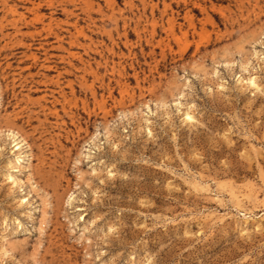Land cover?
<instances>
[{
  "label": "rangeland",
  "instance_id": "374dc122",
  "mask_svg": "<svg viewBox=\"0 0 264 264\" xmlns=\"http://www.w3.org/2000/svg\"><path fill=\"white\" fill-rule=\"evenodd\" d=\"M36 1L63 49L0 0V264H264V0Z\"/></svg>",
  "mask_w": 264,
  "mask_h": 264
},
{
  "label": "bare ground",
  "instance_id": "6f19581e",
  "mask_svg": "<svg viewBox=\"0 0 264 264\" xmlns=\"http://www.w3.org/2000/svg\"><path fill=\"white\" fill-rule=\"evenodd\" d=\"M23 5L27 4V5H30V7L28 8H25V10L27 12L30 13V15H32L30 18L29 16H26L24 13L20 14L17 12V8L16 6H10L9 7V11L10 13L13 15V16H16V19L15 21L13 22V27L15 29V34L16 36H19L21 37V39L23 40L24 37H29L31 39H34L35 36H37V28L35 29V24H37V21H39L41 24H42V29L44 32H47V34H52V38L56 41V43H58V50L60 49H63L62 47V44H63V39L60 38L59 34L60 32H55L53 30V20L49 19V22L47 24L44 23V20H43V16H37V1L36 0H19ZM52 1V0H51ZM50 1V3H51ZM87 2V1H86ZM49 3V2H47ZM88 5V4H87ZM49 7V6H48ZM92 9V8H91ZM88 10V9H87ZM97 12V11H96ZM73 14V12H71V15ZM70 15V13H69ZM87 15V14H86ZM45 17V16H44ZM77 17V16H76ZM89 19H91V15L88 14V17ZM66 26H69V27H72L73 30H74V33H71L69 29H66L65 32L66 34L68 33V46H69V49H71L73 46L75 45H79L80 44V40H79V37L80 35L83 36V38H86V36L83 35V29L81 28H78L77 27V24L74 22V24H70L69 22H66L65 23ZM171 25V24H170ZM30 27H32L34 30V32H23V29L22 28H25V29H29ZM60 31V30H59ZM172 31V30H171ZM14 35V34H13ZM66 36V35H65ZM81 36V37H82ZM11 37V36H10ZM13 39V38H12ZM22 40L20 42H22ZM48 40V39H47ZM46 43V42H45ZM65 43V42H64ZM43 44V43H42ZM30 46V45H29ZM42 48V47H41ZM56 48V47H55ZM30 49V48H29ZM28 50V49H26ZM46 50V49H45ZM57 50V49H56ZM65 50V49H64ZM65 52V51H64ZM68 53V55L70 57H73V58H77L79 61L82 62V57L78 54H70L69 51L67 50L66 51ZM23 53V52H22ZM48 53V52H47ZM31 54V53H30ZM24 55V54H22ZM26 56V55H25ZM37 55H34V53H32L30 55V59H31V62H36L38 59L36 57ZM24 57V56H23ZM64 57V56H62ZM67 58V57H66ZM65 59V58H64ZM21 61V60H20ZM46 61V60H45ZM30 63V62H29ZM36 65V64H35ZM30 66V65H29ZM32 66V65H31ZM44 66V65H43ZM70 66V65H69ZM19 68V67H18ZM27 70V69H26ZM53 70L52 66L51 67H46V71H51ZM253 82V81H252ZM252 84V83H250Z\"/></svg>",
  "mask_w": 264,
  "mask_h": 264
}]
</instances>
